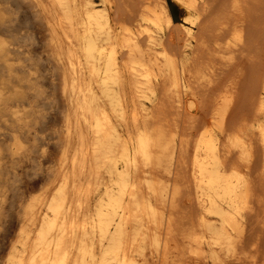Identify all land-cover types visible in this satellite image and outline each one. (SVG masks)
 <instances>
[{"label": "bare ground", "instance_id": "1", "mask_svg": "<svg viewBox=\"0 0 264 264\" xmlns=\"http://www.w3.org/2000/svg\"><path fill=\"white\" fill-rule=\"evenodd\" d=\"M118 1L0 0V220L9 206L19 216L1 264H258L264 67L250 72V103L240 94L251 112L237 105L250 79L222 75L232 30L238 49L254 42L251 0H232L214 26L200 22L212 0H170L185 12L178 27L168 0L124 12ZM208 34L227 40L209 52L225 68L203 57ZM50 151L45 183L17 204L9 163Z\"/></svg>", "mask_w": 264, "mask_h": 264}, {"label": "rangeland", "instance_id": "2", "mask_svg": "<svg viewBox=\"0 0 264 264\" xmlns=\"http://www.w3.org/2000/svg\"><path fill=\"white\" fill-rule=\"evenodd\" d=\"M117 1V0H116ZM211 1V0H210ZM223 0H221V2H222ZM226 1H229L228 3L226 2ZM224 0L223 1V4H225V5H221V3H219L220 2V0H217V2H215V0H212L211 2L214 4H211V3H208L209 4V6L210 7H208L209 8V10H207L208 12H207V16H206V18L207 19H210L209 21H206V19H202V17H203V15L201 16V18H200V22H201V20H202V23L204 24V23H209V24H211L212 23V20H213V26H214V23L217 25V23L219 24L221 21H225L226 19H223L224 17H225V15L223 16V14H224V12L226 13V12H228V10L230 11V6L229 5H231V1L232 0ZM250 1V0H249ZM252 1V0H251ZM249 2L250 4H253V5H248V10H249V12H251V15L249 14V13H247V15H249L248 16V26H247V29L249 30V33H247L248 34V37H249V43H251L252 41H254V42H252V44L251 45H249V47H248V49H250V50H252V53H251V51H249L248 52V49L246 48V50L245 51H243V50H241V49H238V47H239V45L241 44V41L239 40V39H237V38H235L234 37V35H233V33H234V30H232V32H231V34H229L228 35V37H229V39H231L232 40V42H233V44H237L236 45V47H234L235 49H237V50H240V52H237V53H235V51H237V50H234V48H232L231 50H228L227 51V53H229L230 52V54H227V56H228V60L230 61V59H232L231 61H232V63H231V61L229 62V61H227V59L226 60H224V63H226V64H228L229 63V65L231 64H233V65H235V67L236 68H234V66L232 67V66H227V65H223L222 66V64H221V61L223 60V59H225V58H223L221 61H220V59H218V56H217V58H216V55L215 56H213V58L211 57V53H209L211 50H212V48L211 47H214V48H217V47H219V44L220 45H224V43H225V40H223V41H221V42H218V43H216V42H214L213 40L211 41L210 40V37H209V34L208 35H205V37L207 36V38L209 37V42L207 41V43H208V45H207V47H205L204 48V53H203V57H205L207 54H209V55H207L208 56V58L209 59H206V61H209V62H212L213 61V64H217L216 66H218V67H220V66H222V67H224L225 68V66H227L225 69H227L226 71H228L230 68L232 69L233 68V70H231L230 69V71L231 72H233V73H230L229 72V74H228V72L225 74V72L226 71H223L224 73L222 74L224 77L226 76V75H228V77L229 76H231V79H228V81H227V76L224 78L225 80L224 81H226V82H228V83H230L231 81H232V79L234 78V80L233 81H237V83H239V81H240V79H238L239 77L241 78V76L242 77H244L245 76V74H246V76H247V78L246 77H244L245 78V80L247 81V79H250V84H249V81L248 82H246V85L248 84V85H250V88H255L256 87V91L255 90H253V89H251L250 91H252L251 93H249L250 91H248L246 88H248L249 89V86H245V87H243L244 86V83H242V87H243V90H240L239 89V87L238 86H240L239 84H237V88L239 89H237V91H239V92H237L238 93V95H237V97H240V94L241 95H243V100L244 99H248V102L250 103V101L249 100H252V96H254V95H256V93L258 92V90H259V88H258V90H257V87H258V83H260L259 81H256V78L258 79L259 78V76H257V74H255V76H256V78H255V76L253 77L252 75L253 74H251L250 72L253 70V69H256V70H253L252 71V73L253 72H257V71H259V73L261 72V70L263 69V67H264V65L262 64V63H264V53H260V51L262 50V52L264 51V40H263V43L261 42L262 40V38L261 37H263V35H264V27H262V26H264V23H262V24H260L261 23V19L262 20H264V14H263V10H264V0H257V1H252V2ZM260 1V2H259ZM121 2H122V4H123V6H122V4H121ZM138 2V0H119L118 2H116L117 3V5H119L120 6V8L122 9L123 7H124V9H126V10H133V9H136V8H138V6L140 5L139 4V2ZM168 2H169V5H170V10H171V12H172V15H173V18H174V21H175V24L177 25V27L180 25V23L181 22H183V20H184V15H185V12H184V10L183 9H181L179 6H177V5H175V4H173L170 0H168ZM208 2H209V0H208ZM118 3H120V4H118ZM132 3H134V4H132ZM216 3H218V4H216ZM260 3V4H259ZM136 4V5H135ZM259 7H257L256 5ZM133 5V6H132ZM138 5V6H137ZM219 5V7H217L216 8V6H218ZM220 5L222 6V7H220ZM224 6H227V8L226 7H224ZM229 6V7H228ZM224 7V9H226V10H223L222 9V12L220 11V8H223ZM257 8V9H255V8ZM219 9V10H216L217 12L218 11H220V12H218V14H217V12H215V9ZM250 8H252L251 10H253V11H250ZM124 9H122V11L124 12V11H126V10H124ZM211 9V10H210ZM212 9H213V13H211L210 11H212ZM263 9V10H262ZM247 10V11H248ZM224 11V12H223ZM257 11V12H256ZM254 12V13H253ZM259 12H261V13H259ZM211 13V15H213V19L211 18V15H209ZM216 13V14H215ZM222 13V14H221ZM257 13V15L255 16V14ZM229 14V13H228ZM227 13H226V16L228 15ZM259 14H261L260 16H259ZM206 15V14H205ZM205 15H204V17H205ZM222 15V16H221ZM254 15V16H253ZM220 16V17H219ZM253 16V18H251ZM208 17H210V18H208ZM215 17H217V18H215ZM255 17L257 18V19H259L258 21H256V19H255ZM259 17V18H258ZM214 18L216 19V20H214ZM222 18V19H221ZM249 18H251V19H255V20H251V19H249ZM219 19V20H218ZM254 21H256V23L254 22ZM253 22V23H252ZM201 23V24H202ZM27 24H28V21H27V19L25 18V17H23L22 19L20 18V21L18 22V28L20 29V32H22V33H24L25 31H27V29H28V27H27ZM249 24H251V27H253L252 26V24L254 25V24H256V26H254L252 29H254L255 27H258L259 25H261L260 27H262L261 29L263 30H261L259 27H258V29L257 28H255V30H252L251 28H250V26H249ZM175 25V26H176ZM174 26V29L176 28ZM199 26L200 25H197L196 26V28H195V32L197 33L199 30H200V28H199ZM211 26H212V24H211ZM199 29H198V28ZM201 27V26H200ZM196 29H198V31H196ZM247 29H245V30H243L242 31V38H243V40H245L244 38H246V36L247 35H245L246 34V31H247ZM252 31H251V30ZM259 30L258 32H257V30ZM178 32V31H177ZM245 32V33H244ZM250 32L251 33H253V35L252 34H250ZM257 32V33H256ZM179 33V32H178ZM255 33H256V35H255ZM261 33H263V35L261 34ZM182 33L180 32V35H181ZM244 35H245V37H244ZM249 35H251V36H249ZM260 35H261V37H260ZM253 36V39L252 38H250V37H252ZM258 36L261 38H258ZM247 37V38H248ZM255 38V39H254ZM250 39L252 40V41H250ZM264 39V38H263ZM234 40V41H233ZM236 40V41H235ZM248 40V39H247ZM245 41L246 42V44L248 45L249 43H247L248 41ZM227 41V40H226ZM214 42V43H213ZM240 42V43H239ZM209 43H210V46H209ZM263 44V46H262V44ZM216 44H218V45H216ZM253 44H255V45H253ZM213 45V46H212ZM262 46V47H261ZM257 48V49H256ZM263 48V49H262ZM261 49V50H260ZM207 50V51H206ZM209 50V51H208ZM232 50L234 51V52H232ZM205 51H206V53H205ZM212 52V51H211ZM255 52V53H254ZM240 54V55H239ZM251 54V55H250ZM259 54H262V55H259ZM238 55L239 56H241L240 57V59H239V57H238ZM250 55V56H249ZM258 56V58H257V56ZM215 57V58H214ZM230 57V58H229ZM263 57V58H262ZM205 58H207V57H205ZM205 58H203L204 60H205ZM249 60H248V59ZM260 58H261V60H260ZM214 59V60H213ZM216 59V60H215ZM236 59V60H235ZM243 59V60H242ZM244 59H245V62H243L244 61ZM247 59V60H246ZM212 60V61H211ZM220 62V64L221 65H218V61ZM241 62V63H239V61ZM252 60V61H251ZM259 60H260V62H261V64H258V62H259ZM217 62V63H215V62ZM236 61L239 63V64H241V65H239L238 63H236ZM258 61V62H257ZM228 62V63H227ZM234 62H235V64H234ZM256 62V63H255ZM251 63V64H250ZM252 63H254V64H252ZM236 64H237V66H236ZM245 64V65H244ZM246 64H248V66L246 65ZM246 66L245 68L243 67V66ZM255 65V66H254ZM240 66V67H239ZM260 66V67H259ZM263 66V67H262ZM228 67H230V68H228ZM237 67H238V69H237ZM262 67V68H261ZM224 69V70H225ZM242 69V71H240ZM247 71V72H249V73H245V72ZM235 72V73H234ZM238 72H240L239 74H238ZM238 74V76L236 77L235 76V74ZM258 73V74H259ZM232 74V75H231ZM236 74V75H237ZM248 74V75H247ZM232 76H234V77H232ZM249 76H250V78H249ZM230 78V77H229ZM253 79V82H258V83H256L255 82V85L256 86H254L253 87V82H252V79ZM239 81H238V80ZM231 80V81H230ZM255 80V81H254ZM244 81V79L242 80V78H241V81H240V83L241 82H243ZM225 82V83H226ZM245 82V81H244ZM251 82H252V84H251ZM224 83V84H225ZM252 85V86H251ZM222 86H224L223 84H222ZM241 88V87H240ZM245 88V89H244ZM224 89V88H223ZM222 89V87L220 86L218 89H216V92H214V93H217V91H218V93L217 94H215V95H219L220 94V92L223 90ZM248 91V93L247 94H249V95H247L246 94V92L245 91ZM214 93H213V95H214ZM247 95V96H245V95ZM212 95V94H211ZM209 96V102L211 101H213V98H215V97H217V96H215V97H213V95L212 96ZM250 96V97H249ZM242 97V96H241ZM241 97L240 98H238L237 100L238 101H240L241 100ZM240 99V100H239ZM237 101V102H238ZM246 101V100H245ZM243 102L242 100L237 104L238 105V107H239V110H243L244 109V111H246V110H248V111H246V112H251V110L249 111V109L251 108V107H249V105H248V107H247V104H244V103H247V101L246 102ZM243 103V104H242ZM248 103V104H249ZM242 104V106H240ZM243 106H245L246 108H242ZM250 106H251V104H250ZM237 107V108H238ZM248 108V109H247ZM246 109V110H245ZM50 109H48L47 111H49ZM243 111V112H244ZM246 112H244V113H246ZM39 153V154H38ZM36 155L39 157H37L36 159H35V161H32L31 163L28 161V162H24V163H22V162H18L19 164H17V163H15V161H13L12 163H9V164H14V167H16L15 168V171H16V173L18 174L17 175V177H12L13 178V181L14 180H18V182H17V184L19 185V188H18V190L22 193L20 196H18V197H16V203L18 204V202H20L21 201V199L20 198H24V196L26 197V199L28 198V195L30 194V192L31 191H33L34 190V192H37L39 189H40V187L45 183V181H44V179H43V177H45V175H46V171L45 170H47V167L48 166H50L51 164L53 165L54 164V162H55V160L56 159H53V157L54 158H57V155H56V153L55 152H53V151H50L49 153H48V157H49V159H47V157H41L40 156V152H38ZM54 153V154H53ZM50 155V156H49ZM53 156V157H52ZM52 160V161H51ZM54 160V161H53ZM39 161L41 162L42 161V164H40V165H38V163H39ZM259 161H261L260 159L259 160H257L256 161V166L258 167H256V170H255V174L253 173V177H254V179H255V181H257V188H258V192H260L259 193V195H260V198H262L263 196L262 195H264V190H263V188H264V183L263 182H261V184L259 183L260 181H262V180H260V176H259V178H258V175H260V171H261V166H260V162ZM36 162H37V164H36ZM44 162V163H43ZM50 162H52L51 164H50ZM45 163H46V165H45ZM23 165V166H22ZM35 165H37V166H35ZM51 165V166H52ZM18 166V167H17ZM19 166H20V169H17V168H19ZM39 166V167H38ZM38 167V168H37ZM45 167V168H44ZM37 170V171H36ZM43 170V171H42ZM19 171V172H18ZM21 171V172H20ZM35 171V172H34ZM42 171V172H41ZM48 171V170H47ZM258 171V172H257ZM31 172V173H30ZM259 173V174H258ZM258 174V175H257ZM257 175V176H256ZM20 179V180H19ZM12 180V179H11ZM12 181V182H13ZM43 183V184H42ZM260 185V186H259ZM263 187V188H262ZM260 188H262V189H260ZM30 190V191H29ZM26 194V195H25ZM264 198V197H263ZM263 203V204H262ZM262 203H259V205H258V207L256 206V210L254 211V213H255V218L257 219L258 217H259V220H264V211H263V208L262 207H264V201H262ZM260 204H261V206H260ZM259 206H260V208H259ZM260 210H259V209ZM13 209H15L16 210V208H14V207H11L10 208V206L7 208V210L9 211V213H11L9 216H7L6 218H4V219H2V220H0V264H1V262H3V260H4V258H5V256H6V252L8 251V247H10V242H12V240H13V238H14V235H15V232H17V230H18V225H19V223H18V221H19V216H18V213H15L16 211H13ZM258 210H259V212H258ZM12 211L14 212V213H12ZM15 214V215H14ZM257 214V215H256ZM259 214H261V215H259ZM14 216H16V217H14ZM262 216V217H261ZM18 218V219H17ZM255 218H253V224L251 225V226H253V228L256 226L257 227V229L259 230V232H258V234L260 233V235L258 236V234L257 233H255L254 232V234H255V236L253 235V238L256 240L257 238L259 239H257L256 241H260V245H259V247H260V249L263 247L264 248V233L262 232L263 230H261L263 227H261L262 225H261V223H263V221L261 222V221H258V219H257V221H256V219ZM260 222V223H259ZM18 223V224H17ZM255 224H258V225H255ZM264 226V225H263ZM256 227L254 228V229H256ZM253 229V230H254ZM261 230V231H260ZM255 231V230H254ZM253 234V233H252ZM257 236V237H256ZM260 237V238H259ZM263 238V239H262ZM261 239H262V241H261ZM10 244V245H9ZM261 245H262V247H261ZM8 248V249H7ZM261 251V252H260ZM259 252H260V254H258V258H257V261L259 260V262H261V261H263L264 260V252H263V254H262V249L260 250ZM263 251H264V249H263ZM259 256H261L260 258H259ZM263 257V258H262ZM261 258L263 259V260H261ZM261 260V261H260ZM256 261V263H258V264H264L263 262H261V263H259V262H257ZM251 264V263H249V261H247L246 262V264ZM238 264V263H237Z\"/></svg>", "mask_w": 264, "mask_h": 264}]
</instances>
